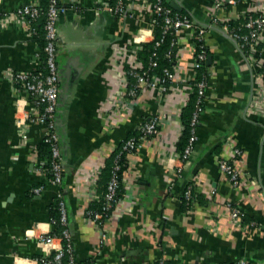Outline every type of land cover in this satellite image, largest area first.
Instances as JSON below:
<instances>
[{"label": "crops", "instance_id": "0c3cea01", "mask_svg": "<svg viewBox=\"0 0 264 264\" xmlns=\"http://www.w3.org/2000/svg\"><path fill=\"white\" fill-rule=\"evenodd\" d=\"M164 1L204 29L208 51V87L196 143L177 178L172 172L180 116L196 74L193 34L182 30L177 36L168 91L142 88L129 98L125 73L134 67L140 45L154 38L153 0H123V17L99 9L107 0H58L65 11L57 22L55 124L76 261L264 264V31L255 49L260 52L247 54L223 25L246 14L264 16V0L235 5L227 0ZM39 2L0 0V264H38L37 259L52 251L38 242L39 235L51 232L48 211L58 191L36 169L45 129L33 119L34 99L10 82L17 72L43 68L30 29L13 17L16 9ZM253 57L258 61L252 62ZM21 118L27 120L18 125ZM153 118L159 121V133L128 155L124 194L104 223L101 238L85 216L99 173L120 142ZM220 158L240 174L238 187L220 172ZM188 186L195 198L184 209L181 198ZM37 187L43 190L32 195ZM235 207L245 215L241 227L230 217Z\"/></svg>", "mask_w": 264, "mask_h": 264}, {"label": "built area", "instance_id": "2783aa9c", "mask_svg": "<svg viewBox=\"0 0 264 264\" xmlns=\"http://www.w3.org/2000/svg\"><path fill=\"white\" fill-rule=\"evenodd\" d=\"M100 3H104L105 0H99ZM243 0H227L228 5H235ZM100 10L107 13L123 17L125 15V5L123 0H107L105 6H100ZM153 18L151 25L155 28L160 26L161 37L155 42L154 47L158 48L167 36H172L169 44V50L165 54L166 58L174 59L176 61L175 48L177 44V36L182 30H187L193 34V38L197 40L199 44L198 50L194 47L193 56V68L198 70L205 62H207V48L204 44L205 31L202 28L195 27L190 19L185 15H178L172 11V9L166 5L164 0H153L152 2ZM65 11L63 7L58 4V0H48V7L45 13V47H44V67L36 72H17L12 75L10 82L14 87L27 93L32 99H34V114L33 119L40 123L45 129L43 141L48 144L50 150V168L49 173L51 177H46V170L43 169L44 161L39 160L37 163V171L46 177V184L56 187L58 189L55 194V201L57 203V209L59 212L60 222L64 227H67V211L64 202L63 194L61 193V186L63 183L64 173V159L61 152L60 138L57 132L55 118L58 106L59 95V71L57 65V43H58V30L57 22L59 16ZM41 15V11L38 8V4H28L20 7L14 11L13 17L19 23H24L29 29L30 33H34L31 29L32 21H35ZM229 22V21H227ZM225 22L223 25L227 29L230 37L236 42L240 50L247 54L256 53L255 49L257 43L261 38L264 31V16L262 15H244L236 20L240 22L238 27L233 30L229 29ZM138 50V49H137ZM258 50V49H257ZM137 52V51H136ZM156 54H152V60L149 63V69L144 70L142 65L136 61L134 67L129 69L127 74L125 73V82L128 86V76L134 80L133 85L127 88L126 96L129 98H135L140 89H157L160 93H166L169 85L172 81L173 70L164 68L159 72L153 70L158 67L156 62ZM257 58H252V62H257ZM263 86H264V71H262ZM195 78V77H194ZM193 78V79H194ZM208 87V77L206 81H200L196 84L197 88V108L193 114L191 120V136L188 144L183 153L177 156V165L172 172V176L177 178L181 175L184 169L188 166L191 158V154L194 150L196 143V128L199 124L200 116L204 109L205 96ZM203 104V106H199ZM37 117V118H36ZM29 116L27 117V119ZM27 119H19L17 124L23 125ZM138 131L142 135L138 141L130 139L125 143L124 150L128 152L127 155L135 153L140 143L149 138L156 137L159 133V121L157 118H153L148 121H144L138 128ZM235 157H239L240 151L235 149L233 151ZM218 167L220 172L225 175L234 187H238L241 184V176L234 169L233 164L225 159L218 160ZM118 170L116 167L114 173L109 181L106 191L102 198V207L99 212H86V218L89 219L97 229H99L101 238L104 237L102 231L104 223L109 217V213L118 202L117 189L119 187V181L115 172ZM43 187H37L31 190L32 195H39ZM192 188L188 186L183 196L186 201H190L192 195ZM96 194L92 196L91 200H97ZM230 217L234 224L241 227L244 222V213L238 208H231ZM102 224V227L99 225ZM51 225V223H50ZM249 227L253 224L249 223ZM57 241L58 246H53V243ZM39 244L48 246L52 249L49 255L37 259L38 264H78L74 258L73 245L68 229H64L60 236H54L49 234H41L38 236ZM48 259V257H50ZM66 259V262L64 260ZM160 264H170L166 262H160ZM237 264H248L245 261H239Z\"/></svg>", "mask_w": 264, "mask_h": 264}, {"label": "trees", "instance_id": "16d2710c", "mask_svg": "<svg viewBox=\"0 0 264 264\" xmlns=\"http://www.w3.org/2000/svg\"><path fill=\"white\" fill-rule=\"evenodd\" d=\"M47 7H48V0H40V2L38 4V8L41 11V15L39 16V18H37L35 21H32V23H31V29L34 31V33H32V36L34 37V39L38 43L39 50H40L39 56L41 57V59L43 61L42 67H44V59H45L44 47H45L46 41H45L44 23H45V13H46ZM174 13H176L180 16L183 15L182 13H177V12H174ZM246 15L255 16L253 14H246ZM239 24H240V22H236V21H229L226 23L228 28L231 30L238 27ZM160 37H161L160 26L157 25L154 28L153 40L149 43H142L136 52V61L142 65L144 70L149 69V63L152 60V54L153 53L156 54L155 60H156L157 65H158V67L153 70V73L154 72L157 73L164 68H168L170 70H173L174 66L176 65V61L174 59H168L165 56V54L169 50V44H170V41L172 39V36L165 37L161 46L158 48H155L154 44L156 41H158L160 39ZM193 44H194V47L197 51L200 43H198L196 39H193ZM258 53H256V54H258ZM258 57H256V58H258ZM207 58H208V51H207ZM128 71L129 70L126 71V74ZM207 77H208V70H207V65L205 62L198 70H196L195 78L192 81V94H191L190 99L188 101V105L183 109L181 116H180L181 132H180L179 140L177 141V143L175 145L176 151H177L179 156L183 153L184 149L186 148V146L188 144L189 138L191 136V130H192L191 120H192L193 114L195 113L196 108L198 106L197 105L198 96H197L196 84L199 83L200 81H206ZM127 78H128L127 88H129L130 85H133L134 80H132L129 76ZM199 106L202 107L203 104H199ZM141 136L142 135L140 134V132L138 130L134 131L131 135H129L127 138H125L123 141L120 142L117 149L109 157L106 165L100 171L98 179L95 183V194L98 197V199L97 200H91L89 202L87 209L85 211V215H86L87 211H92V212H99L100 211V209L102 207L101 204H102L103 195L106 191L107 185H108L109 181L111 180V177L114 173V169L116 167L118 168V170L115 172V174L117 175V178L119 181V187L117 189L116 198L119 201L123 197V194H124L123 173L127 170V160H128L127 159L128 152L126 150H124V146L128 140L135 139L136 141H138V139ZM38 158H39V160L44 161L43 169L46 170V177L49 179L51 177V174L49 173L50 150H49L48 144L45 143L43 140L38 146ZM63 177H64V173H63ZM61 193L63 194L62 189H61ZM192 195L193 196L191 197L190 201H186L184 196L182 195L181 203H182V206L184 209L188 208V206L194 200V198H195L194 194L192 193ZM110 213H109V215H110ZM48 215H49V223H51L50 234L54 235V236H60L61 233L63 232V230L66 229L67 227H64L60 222L59 212L57 209V203L55 200L49 206ZM99 226L102 227V224ZM72 245H73V243H72ZM73 255L75 258L74 252H73ZM50 258H51V256L48 257V259H50ZM64 262H66V259L64 260ZM78 264H88V263H78ZM157 264H160V262Z\"/></svg>", "mask_w": 264, "mask_h": 264}, {"label": "water", "instance_id": "95a60500", "mask_svg": "<svg viewBox=\"0 0 264 264\" xmlns=\"http://www.w3.org/2000/svg\"><path fill=\"white\" fill-rule=\"evenodd\" d=\"M207 62H208V59H207Z\"/></svg>", "mask_w": 264, "mask_h": 264}]
</instances>
